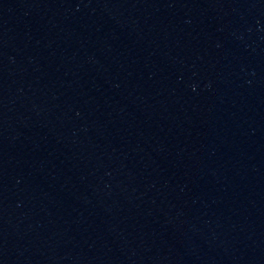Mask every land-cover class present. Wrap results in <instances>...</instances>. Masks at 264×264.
Segmentation results:
<instances>
[{
  "label": "water",
  "instance_id": "1",
  "mask_svg": "<svg viewBox=\"0 0 264 264\" xmlns=\"http://www.w3.org/2000/svg\"><path fill=\"white\" fill-rule=\"evenodd\" d=\"M0 116L29 264H264V0H0Z\"/></svg>",
  "mask_w": 264,
  "mask_h": 264
}]
</instances>
